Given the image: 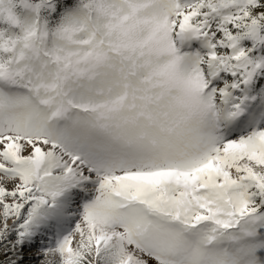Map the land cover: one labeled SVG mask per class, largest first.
I'll return each mask as SVG.
<instances>
[{"label":"snow or ice","instance_id":"snow-or-ice-1","mask_svg":"<svg viewBox=\"0 0 264 264\" xmlns=\"http://www.w3.org/2000/svg\"><path fill=\"white\" fill-rule=\"evenodd\" d=\"M0 264H264V0H0Z\"/></svg>","mask_w":264,"mask_h":264}]
</instances>
